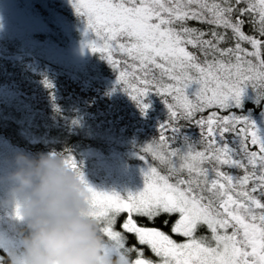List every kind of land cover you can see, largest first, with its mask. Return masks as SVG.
Segmentation results:
<instances>
[{
    "label": "snow or ice",
    "instance_id": "snow-or-ice-1",
    "mask_svg": "<svg viewBox=\"0 0 264 264\" xmlns=\"http://www.w3.org/2000/svg\"><path fill=\"white\" fill-rule=\"evenodd\" d=\"M70 2L94 36L86 46L118 73L141 112L149 92L168 111L140 156L147 164L150 153L165 171L147 166L135 195L95 191L67 157L104 241L99 264H264V139L230 112L246 87L264 99V0ZM181 121L200 130L199 147L187 138L183 151L171 147ZM0 250V264H12Z\"/></svg>",
    "mask_w": 264,
    "mask_h": 264
},
{
    "label": "trees",
    "instance_id": "trees-1",
    "mask_svg": "<svg viewBox=\"0 0 264 264\" xmlns=\"http://www.w3.org/2000/svg\"><path fill=\"white\" fill-rule=\"evenodd\" d=\"M19 1L40 21L44 31L25 30L21 36L13 37L5 29H0L4 30L0 34V152L4 153V149L9 151L7 157L10 158L17 152H51L62 157L70 156L77 168L83 169L84 163L112 160L110 151L114 150L99 148L98 142L104 136L105 142L111 138L119 139L122 143L120 148L127 149V152H119L122 160L118 155L123 169L132 166L146 170L151 165L165 171L148 154L147 164L140 159L143 144L158 139L159 126L168 120V111L161 97L154 92L147 93L142 103L148 108L141 112L136 102L122 90L123 86L117 83L118 73L86 46L94 36L85 32L86 21L76 14L70 0ZM188 24L206 28L196 21ZM249 28L246 24L245 32ZM75 47L77 51L80 47L90 52L89 57L84 56L79 62L71 59L69 52ZM114 58L121 59L118 53ZM194 89L195 86L189 92ZM115 96L119 99L116 100ZM210 111L198 114L197 118L201 115L206 117ZM230 112L253 123L257 135L264 136V99H258L251 86L244 89L240 106L231 108ZM151 123L154 124L151 126ZM178 128L174 141L183 146L187 138L192 143L191 137L198 128L183 121ZM152 131H156L154 135L150 134ZM94 135H99V138ZM227 138L231 142L233 136ZM91 149L99 152L98 157H86ZM9 168L10 162H0V169L4 172ZM229 172L242 175L236 169ZM114 174L118 173L115 171ZM112 178L117 179V175ZM124 185L121 182V186ZM126 235L129 245L133 244L134 237ZM15 236L21 239L16 232ZM146 254L151 256L150 252ZM2 255L4 252L0 250Z\"/></svg>",
    "mask_w": 264,
    "mask_h": 264
},
{
    "label": "clouds",
    "instance_id": "clouds-1",
    "mask_svg": "<svg viewBox=\"0 0 264 264\" xmlns=\"http://www.w3.org/2000/svg\"><path fill=\"white\" fill-rule=\"evenodd\" d=\"M66 160L51 152H17L0 175V213L21 237L12 264H99L104 241Z\"/></svg>",
    "mask_w": 264,
    "mask_h": 264
},
{
    "label": "rangeland",
    "instance_id": "rangeland-1",
    "mask_svg": "<svg viewBox=\"0 0 264 264\" xmlns=\"http://www.w3.org/2000/svg\"><path fill=\"white\" fill-rule=\"evenodd\" d=\"M38 19H35L31 13H29L26 9H24L22 2L19 0H0V29H5L8 33V35L15 36H21L22 32L26 31H37L43 32L44 27H42L41 23ZM31 28V30H30ZM33 28V29H32ZM4 30H0V34ZM30 35V34H29ZM80 49V50H79ZM78 51L75 47L73 51L69 52V56L71 59L76 60L79 62L84 56L89 57L90 52L83 51L82 48L79 47ZM83 54V55H82ZM116 100H118V97H114ZM114 98L111 97L113 100ZM118 98V99H117ZM148 113V112H146ZM151 114V113H150ZM154 123H151V126ZM88 128V127H86ZM150 127H148L149 129ZM144 132V131H140ZM156 131H152L150 134L154 135ZM264 134V131L262 132ZM97 138H99V135H94ZM262 139H264V136H259ZM116 138V137H115ZM118 138V137H117ZM116 138V139H117ZM193 139L192 144H195L197 147H199L198 141L200 139V130H195L194 134L191 137V140ZM158 140V139H156ZM109 141V142H108ZM105 142V137L102 136L101 140L98 142L99 148H104L106 151L109 149L114 150L110 151L113 153L112 160L106 162H102V159L98 162L101 163H90V164H83V169H79V171L82 173L86 183L88 186L93 188L95 191L98 192H105V193H115L116 195H119L121 198H126L129 193L135 195L137 192L141 191L144 186V172L146 170L144 169H135L132 168V166H126L127 170L123 169L121 167V164L118 162L119 156L122 154L119 152H127V149L124 150L120 148L121 142H119V139L108 140ZM152 141L150 140L147 143L143 144V149L146 145L150 144ZM131 144V143H130ZM184 144V141H183ZM175 145V147H174ZM171 144L172 148L182 149L183 146H180L178 141H174ZM138 147V146H137ZM99 150V149H98ZM135 150L134 148L132 149ZM3 152H0V162L3 164H7L11 161L10 157H7L9 155V151L3 150ZM99 152L97 150H89L86 154V157L91 158L90 156H97L98 157ZM151 156L150 153H147ZM119 155V156H118ZM13 154H11V157ZM120 156V159L123 157ZM122 160V159H121ZM231 169H228L227 171H230ZM116 173L118 174H114ZM2 169H0V175L5 174ZM114 175H117V179H113L112 177ZM121 182H124V187L121 186ZM107 184L110 185L109 188L107 187ZM117 188V191L114 189ZM2 190V189H0ZM90 195V194H89ZM22 227V226H21ZM0 247L2 249H8V251L13 254L15 253L17 256H19L20 252L22 251V245H21V239L17 238L15 236V232L12 231V226L9 222V217L7 214L0 213Z\"/></svg>",
    "mask_w": 264,
    "mask_h": 264
}]
</instances>
